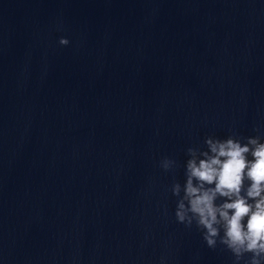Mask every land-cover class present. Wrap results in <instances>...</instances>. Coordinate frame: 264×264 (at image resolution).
I'll use <instances>...</instances> for the list:
<instances>
[{"label":"clouds","instance_id":"1","mask_svg":"<svg viewBox=\"0 0 264 264\" xmlns=\"http://www.w3.org/2000/svg\"><path fill=\"white\" fill-rule=\"evenodd\" d=\"M245 140L207 136L204 148L188 147L185 182L173 183L171 192L176 221L195 223L209 248L222 245L234 264H264V140ZM174 165L167 157L160 162L165 171Z\"/></svg>","mask_w":264,"mask_h":264}]
</instances>
